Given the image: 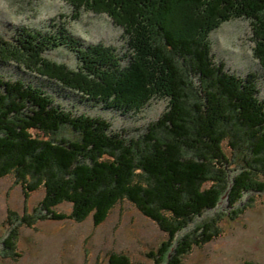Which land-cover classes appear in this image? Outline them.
<instances>
[{"label": "trees", "instance_id": "16d2710c", "mask_svg": "<svg viewBox=\"0 0 264 264\" xmlns=\"http://www.w3.org/2000/svg\"><path fill=\"white\" fill-rule=\"evenodd\" d=\"M112 1H120L127 11L131 8L140 19L134 18L129 25L147 32L134 45L144 60L134 59L131 70L117 72L119 64L109 67L106 60L103 65L109 70L101 68L95 58L100 53L90 56L88 48L83 52L74 39L67 41L61 28L54 30L59 37L33 36L28 31L9 42L0 39V47H8L0 50V64L16 57L20 66L15 68L24 71L20 73L29 71L52 86L56 78L80 90L82 85L72 71L55 70L52 63L53 69L47 70L48 61L42 55L67 41L63 44L76 52L83 71L91 73V81L84 78L83 84L89 86L85 90L103 100L113 97V105L130 110L138 101L167 96L168 110L142 138L128 139L114 133L100 117L65 111L40 81L0 76V176L13 172L26 181L28 190L39 184L44 187L41 219L81 221L92 215L99 224L119 202L128 200L167 235L150 251L152 264H182L194 246L212 238L215 225L209 221L199 235H185L174 246L178 233L196 215L215 208L224 193L233 205L246 193L264 191V99L258 96L256 75L241 77L216 62L207 39L214 20L248 18L256 56L264 65V0ZM184 4L203 6L202 24L181 16L182 30L175 27L176 20L171 18ZM109 73L121 77L114 79ZM93 76L99 77L98 82ZM67 130L75 137L60 136ZM241 153L244 165L230 177L229 165ZM62 201L71 203L69 213L55 211ZM16 234L12 230L4 241L11 250ZM107 264L135 263L126 254L112 253Z\"/></svg>", "mask_w": 264, "mask_h": 264}, {"label": "rangeland", "instance_id": "374dc122", "mask_svg": "<svg viewBox=\"0 0 264 264\" xmlns=\"http://www.w3.org/2000/svg\"><path fill=\"white\" fill-rule=\"evenodd\" d=\"M115 2L0 0V39L9 42L18 33L26 34L28 31L33 36L41 33L59 37V33L54 30L61 28L60 31L67 35V41L74 39L83 52L88 48L90 56L95 51L100 53L95 58L102 63L101 68L109 70L103 65L106 60L109 67L110 63L119 64L117 72L131 70L134 68V59L144 60L134 50V45H138L137 40L143 39L147 32L141 26L132 28L129 24L134 18H140L131 13V8L127 11L126 5ZM204 15L203 6L184 4L171 19H175V27L182 30L181 16L199 25L203 23ZM157 16L153 15L154 19ZM254 36L251 21L245 17L214 20L207 31L216 62H223L227 70L241 77L254 73L258 96L264 99V65L256 56ZM67 41L50 47L42 55L48 61L47 70H52L53 65L55 70L64 67L72 71L73 77L82 85L80 90L66 87L56 78L52 86L47 85L45 80L34 78V74L29 71L27 74L20 73L24 71L15 68L20 66L16 57L8 58L7 65L0 64V76L40 81L53 95L55 103L65 111L100 117L111 124L114 133H120L128 139H139L146 135L149 127L168 110V97H150L145 103L138 101L139 104L133 103L134 108L131 110L113 105L110 101L113 97L109 100L96 97L93 91L85 90L89 86L83 84L84 78L92 80L91 73L83 71V65L80 66L76 60V52L63 44ZM2 48L8 50L6 44L0 50ZM116 76L121 77L117 74L113 78L116 79ZM93 80L98 82L99 77L93 76ZM60 136L75 137L71 130L62 132ZM224 148L231 156L228 141L224 142ZM243 156L241 153L237 158L233 157L229 165L230 177L236 174L240 165H244L241 160ZM25 183L13 172L0 176V264H107L112 253L126 254L135 264H152L150 251L156 250L167 238L155 221L143 215L128 200L119 202L99 224L94 223L92 215L81 221L50 217L41 219L39 217L44 211L40 203L45 196L44 187L39 184L37 188L28 190ZM54 209L56 212L69 213L72 205L62 201ZM209 221L215 225L211 240L201 246H194L185 255L182 264H264V191L246 193L233 205L224 193L215 208L196 215L178 233L174 246L185 235H199L202 226ZM12 230L17 234L11 250L4 241Z\"/></svg>", "mask_w": 264, "mask_h": 264}]
</instances>
